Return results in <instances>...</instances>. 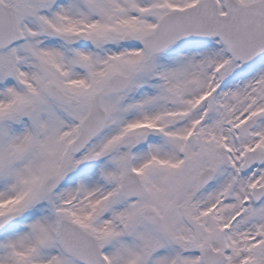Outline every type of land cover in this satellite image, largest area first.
Returning a JSON list of instances; mask_svg holds the SVG:
<instances>
[{
  "label": "snow or ice",
  "instance_id": "6c2138e0",
  "mask_svg": "<svg viewBox=\"0 0 264 264\" xmlns=\"http://www.w3.org/2000/svg\"><path fill=\"white\" fill-rule=\"evenodd\" d=\"M0 264H264V0H0Z\"/></svg>",
  "mask_w": 264,
  "mask_h": 264
}]
</instances>
